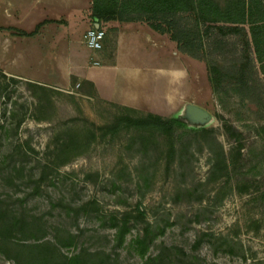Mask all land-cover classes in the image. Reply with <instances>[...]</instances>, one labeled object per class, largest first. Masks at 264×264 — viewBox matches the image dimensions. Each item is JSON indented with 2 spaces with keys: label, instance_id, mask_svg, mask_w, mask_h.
<instances>
[{
  "label": "rangeland",
  "instance_id": "obj_1",
  "mask_svg": "<svg viewBox=\"0 0 264 264\" xmlns=\"http://www.w3.org/2000/svg\"><path fill=\"white\" fill-rule=\"evenodd\" d=\"M138 41L140 50L168 53L166 46L147 49ZM189 61L192 104L209 117L189 119L170 135L123 124L115 132L97 130L93 124L138 113L84 96L82 88L46 86L45 91L0 73V199L18 207L23 203L42 216L49 239L67 242L69 230L75 242L61 246L68 256L80 248L112 249L118 264H142L144 258L128 245L136 229L126 233L125 244L113 247L115 228L109 221L112 212L135 216L140 210L160 230L145 256L158 253L159 258L148 264H264V203L259 200L264 133L257 131L264 120L255 104L226 96L221 102L203 63ZM170 97L166 94L167 108ZM226 123L244 133L241 156ZM42 171L44 181L37 183ZM64 202L83 208L67 216ZM0 264L15 262L0 253Z\"/></svg>",
  "mask_w": 264,
  "mask_h": 264
},
{
  "label": "trees",
  "instance_id": "obj_2",
  "mask_svg": "<svg viewBox=\"0 0 264 264\" xmlns=\"http://www.w3.org/2000/svg\"><path fill=\"white\" fill-rule=\"evenodd\" d=\"M90 17L100 28L111 21L132 22L165 35L179 53L203 63L212 91L220 95L221 102L224 103L226 96L237 103L255 104L259 118L264 120V0H93ZM0 73L3 74L1 70ZM32 84L46 91V86ZM120 107L138 115H117L112 124H93L95 129L115 132L123 124L137 130L170 135L188 123L182 115L142 114L132 108ZM3 127L0 125L1 129ZM224 128L234 137L236 146L233 148L241 156L243 131L232 123L224 124ZM257 131L264 133V124ZM2 146L0 140V151ZM64 147L65 144L58 149ZM175 149L171 144L169 156H173ZM22 164V161L14 162L16 167ZM236 169L234 160L232 171ZM31 175L34 174L31 172ZM44 175L42 171L37 183L44 181ZM57 199L60 203L63 201ZM259 200L264 203V190L260 192ZM64 204L63 213L67 216L82 207ZM109 221L115 228L113 247L125 244L126 233L134 227L136 234L128 245L144 258L142 264L159 258L158 253L145 257L160 230L153 229L142 211L138 210L135 216H130L129 211L112 212ZM20 234L27 237H20ZM47 235V224L42 216L31 212L23 203L18 207L0 199V253L15 264H118L112 249L88 251L80 248L70 256L63 254L61 246L75 242L69 230L64 240L67 242L56 237L49 239Z\"/></svg>",
  "mask_w": 264,
  "mask_h": 264
},
{
  "label": "crops",
  "instance_id": "obj_3",
  "mask_svg": "<svg viewBox=\"0 0 264 264\" xmlns=\"http://www.w3.org/2000/svg\"><path fill=\"white\" fill-rule=\"evenodd\" d=\"M92 4L93 0H0V70L44 86L82 88L84 96L140 113L184 116L192 104V58L179 53L165 35L132 22L103 23V47L88 48L84 33L98 24L90 17ZM138 40L147 49L149 44L166 46L168 53L140 50ZM166 94L172 96L169 108Z\"/></svg>",
  "mask_w": 264,
  "mask_h": 264
},
{
  "label": "built area",
  "instance_id": "obj_4",
  "mask_svg": "<svg viewBox=\"0 0 264 264\" xmlns=\"http://www.w3.org/2000/svg\"><path fill=\"white\" fill-rule=\"evenodd\" d=\"M105 30L100 27L88 29L83 36L84 44L92 50H100L103 47Z\"/></svg>",
  "mask_w": 264,
  "mask_h": 264
},
{
  "label": "water",
  "instance_id": "obj_5",
  "mask_svg": "<svg viewBox=\"0 0 264 264\" xmlns=\"http://www.w3.org/2000/svg\"><path fill=\"white\" fill-rule=\"evenodd\" d=\"M95 27H99V24H97ZM184 117H186L188 120L194 119L201 121L208 119L209 115L204 109L194 104H189L186 107V114L184 115Z\"/></svg>",
  "mask_w": 264,
  "mask_h": 264
}]
</instances>
